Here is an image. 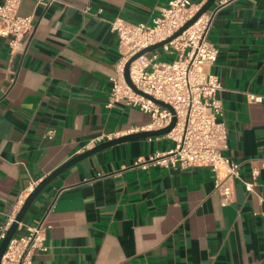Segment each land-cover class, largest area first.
<instances>
[{
	"label": "crops",
	"instance_id": "obj_1",
	"mask_svg": "<svg viewBox=\"0 0 264 264\" xmlns=\"http://www.w3.org/2000/svg\"><path fill=\"white\" fill-rule=\"evenodd\" d=\"M169 1L22 0L20 14L34 16L24 47L12 51L10 37L0 36V234L62 163L151 129L150 113L111 99V77L124 63L111 21L152 25ZM207 12L209 40L219 47L209 71L223 85V154L240 163L233 203L222 204L208 166L149 163L173 139L126 140L66 168L34 200L14 234L46 227L47 248L33 264H264V99L248 96L264 94V0H217ZM178 54L160 47L147 56Z\"/></svg>",
	"mask_w": 264,
	"mask_h": 264
},
{
	"label": "built area",
	"instance_id": "obj_2",
	"mask_svg": "<svg viewBox=\"0 0 264 264\" xmlns=\"http://www.w3.org/2000/svg\"><path fill=\"white\" fill-rule=\"evenodd\" d=\"M21 2L22 0L0 2V36L10 37L12 51L24 47L26 36L34 25L33 15L20 14ZM198 9L193 7L191 0H170L162 14L154 18L152 25L142 22L134 24L120 17L111 21L112 29L120 37L124 59L123 65L111 77V99L118 101L124 98L129 104L150 113L151 129L166 127L176 117L174 127L163 135L173 139L175 145L169 150L156 152L149 163L173 167H210L216 173L215 189L220 193L222 204L229 205L234 201V184L241 180L240 163L223 154L228 146V130L222 118L223 104L218 97L223 85L221 78L209 71L219 54V47L209 40L212 14L203 13L180 35L162 46L166 50H178L177 58L172 61H155L145 53L130 65L133 82L140 89L169 103L173 110L135 92L123 75L125 62L133 54L171 36ZM153 56L155 58L157 55ZM248 96L252 101L264 99V94L249 93ZM47 135L52 137L54 130H49ZM147 163L148 161H142L139 164ZM253 175H258L256 169L253 170ZM244 183L247 190H254V182ZM45 228L40 222L28 226L26 234L14 235L0 264H33L34 252L47 248ZM5 233L6 227L0 234V240Z\"/></svg>",
	"mask_w": 264,
	"mask_h": 264
},
{
	"label": "water",
	"instance_id": "obj_3",
	"mask_svg": "<svg viewBox=\"0 0 264 264\" xmlns=\"http://www.w3.org/2000/svg\"><path fill=\"white\" fill-rule=\"evenodd\" d=\"M217 0H206L201 6L200 8L197 10V12L189 19L187 20L178 30H176L171 36L160 40L158 42L149 44L148 46H145L144 48H142L141 50L137 51L135 54H133L126 62L124 65V70H123V75H124V79L127 82V84L137 93L143 95L146 98L151 99L152 101H154L157 104H160L164 107H168L169 109L173 110V107L159 99L156 98L155 96H153L152 94L140 89L132 80L131 75H130V65L131 63L137 59L140 55L148 53L152 50H155L157 48L162 47L165 43L169 42L170 40L174 39L175 37H177L178 35H180L184 30H186L189 26H191L203 13L207 12L211 6L216 3ZM175 121H176V117H173V120L171 121V123L163 128H158V129H149V130H139L136 132H132L129 134H125V135H121V136H116V137H112L109 138L107 140H104L98 144H96L95 146L73 156L72 158H70L69 160H67L66 162L62 163L60 166H58L55 170H53L50 174H48L47 176H45L40 182L39 184H37V186L34 188V190L28 195V197L25 199L21 209L19 210V212L17 213L15 219L13 220V222L11 223V225L9 226V228L6 230L5 236L3 237V239L1 240L0 243V262H1V257L10 241V239L14 236V234L16 233L18 227H19V223L24 219V216L26 214V212L29 210L31 204L34 202V200L37 198V196L40 194V192L46 187V185L48 183H50V181L56 177L58 174H60L62 171H64L66 168L70 167L71 165H73L74 163H76L77 161H79L80 159L89 156L99 150L105 149L109 146L121 143L123 141L126 140H130V139H136V138H141V137H149V136H159V135H164L167 132H169L175 125Z\"/></svg>",
	"mask_w": 264,
	"mask_h": 264
}]
</instances>
